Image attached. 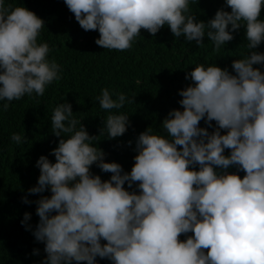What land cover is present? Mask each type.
<instances>
[{"label": "clouds", "instance_id": "9594fccd", "mask_svg": "<svg viewBox=\"0 0 264 264\" xmlns=\"http://www.w3.org/2000/svg\"><path fill=\"white\" fill-rule=\"evenodd\" d=\"M64 3L84 31L98 30L95 44L103 49L129 50L142 29L155 37L167 26L175 38L199 47L207 37L216 52L244 29L250 51L232 61L231 72L216 64L186 71L190 83L178 91L180 108L161 122L163 135L149 128L138 134L130 172L106 162L107 153L92 142L128 131L129 116L119 110L135 97L117 92L113 98L101 89L96 100L108 115L99 135L89 134L71 103L53 109L51 134L58 143L49 155L55 162L41 155L37 184L27 190L40 194L34 201L39 220L34 228L31 213L21 220L44 244L41 264H98L97 257L111 264H264V52L256 51L264 42V0H224L206 22L192 13L190 0ZM43 27L33 11L0 0L4 111L25 95L43 96L61 79L49 45L38 43ZM26 139L11 135L17 145ZM93 165L110 178L94 174ZM22 202L33 203L27 195Z\"/></svg>", "mask_w": 264, "mask_h": 264}, {"label": "trees", "instance_id": "16d2710c", "mask_svg": "<svg viewBox=\"0 0 264 264\" xmlns=\"http://www.w3.org/2000/svg\"><path fill=\"white\" fill-rule=\"evenodd\" d=\"M5 3L24 6L45 22L38 43H47L48 59L60 65L61 79L47 85L43 96L25 95L19 101H12L7 111L3 110L7 101H0V264H41L46 256L44 244L35 241L21 220L25 212L32 214L28 223L33 228L39 220L34 201L40 194H29L27 190L37 184L36 160L45 155L55 162V157L49 155L58 143V138L51 134L53 109L60 103H71L74 116L86 126L89 134L99 135L102 120L108 115L96 100L101 89L108 88L113 98L117 92L135 97L134 103L119 110L129 116L128 131L113 140L103 135L92 142L107 153L106 162H117L130 172L136 155L132 149L138 134L149 128L153 134L163 135L161 122L171 109L180 108L178 101L182 97L178 91L190 83L185 80L186 71L200 64H216L231 72L232 61L243 58L250 50L244 29L216 52L207 37L199 47L194 41L188 43L183 37L175 38L167 26L155 37L142 29L129 50H108L95 44L100 35L98 30L86 32L80 27L64 0H5ZM223 4L224 0H198V3L190 0V9L198 20L206 22ZM260 19L264 20V7ZM256 51L264 52V42ZM261 70L264 71V67ZM200 126L207 127L203 120ZM13 133L28 139L17 145L11 140ZM129 140L133 141L131 147L127 146ZM228 154L226 149L225 155ZM91 171L102 180L111 176L95 165ZM229 172L236 169L230 168ZM237 174L243 178L246 173ZM25 195L33 203H23ZM179 239L186 237L181 235ZM36 249L38 255L33 254ZM97 262L111 264L99 257Z\"/></svg>", "mask_w": 264, "mask_h": 264}]
</instances>
